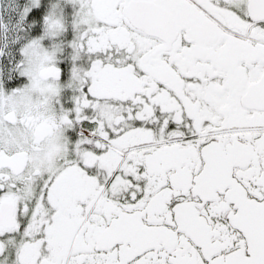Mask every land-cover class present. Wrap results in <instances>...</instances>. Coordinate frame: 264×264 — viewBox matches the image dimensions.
<instances>
[{
  "label": "snow or ice",
  "instance_id": "6c2138e0",
  "mask_svg": "<svg viewBox=\"0 0 264 264\" xmlns=\"http://www.w3.org/2000/svg\"><path fill=\"white\" fill-rule=\"evenodd\" d=\"M0 264H264V0H0Z\"/></svg>",
  "mask_w": 264,
  "mask_h": 264
}]
</instances>
